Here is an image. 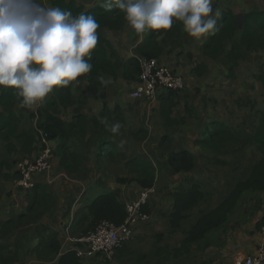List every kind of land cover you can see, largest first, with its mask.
Returning <instances> with one entry per match:
<instances>
[{
  "label": "trees",
  "instance_id": "trees-1",
  "mask_svg": "<svg viewBox=\"0 0 264 264\" xmlns=\"http://www.w3.org/2000/svg\"><path fill=\"white\" fill-rule=\"evenodd\" d=\"M51 7H59L62 10H70L73 15L85 13L93 15L100 27L97 29L98 42L92 50L89 63L92 69L76 81L67 86H54L52 98L44 105L35 110L22 107V97L14 88H0V150L4 154L0 156V196L4 194V183L12 182L20 177L16 169L17 161L22 157H33L39 145L40 132L46 134L47 140L58 139V145L53 152L59 158V165L66 173L75 168L80 159V154L72 150L71 137L84 135L86 133V116L76 109L75 115L70 122L62 120L57 115L59 106L67 108L76 102L83 103L86 96H91L102 102L103 109L99 118H92L93 124L103 132H108L105 123L109 120L116 125L121 121L120 108L115 106L110 109L108 97L104 88V75L115 78L122 67V77L134 82L140 72L139 61L136 56L128 58L125 62L119 58L117 52L106 40L103 29L120 30L125 23V13L113 8L105 11L100 5H94L85 9L83 4H77L76 0H50ZM216 30L213 34L206 35L200 50L204 56L217 59L224 52L225 44L231 41L230 48L225 53L228 74L234 78V68L243 61L249 52L264 49V9H252L243 13L241 27L239 17L232 10H222L216 16ZM182 22L173 21L170 29L151 30L149 35L136 47V55L144 58H157L163 48L158 37L163 33L177 37L182 29ZM241 30L239 38L235 33ZM207 70L203 62L197 63L193 72L201 76ZM263 85L264 78L262 77ZM86 83L85 90H80L76 98L72 97L71 88L74 85ZM159 116L166 127H172L184 122V117L171 118L173 108L178 102V91L167 89L161 92L157 98ZM185 113L191 115L192 107L188 104L184 107ZM36 119L35 124L33 120ZM28 121V124H27ZM103 121V122H102ZM147 130L139 128L133 133L138 140L146 138ZM240 131L225 125L223 122L212 120L204 126L201 137L194 142L213 153L226 154L228 145L238 144L242 141ZM251 138L255 142L260 157L251 166L247 176L237 181L229 194L214 208L201 211L195 223L184 233V237L178 246H157L154 249V257L163 260H178L181 256L191 253L193 245H203L208 234L221 228L228 223L230 216L242 195L246 192L257 193L264 191V108L260 111L257 127H255ZM101 155L106 156L109 161L114 158V142L102 139L100 142ZM170 137L163 135L159 146L170 145ZM241 146V145H240ZM15 157L11 158V155ZM17 156V157H16ZM126 168L130 176L118 177L119 185L136 184L140 191L154 187L156 183V170L152 161L144 155L138 154L126 159ZM197 158L195 154L187 149L179 151L170 150L167 156V166L171 174L188 173L196 168ZM30 189H19L25 192V207L18 213L10 214L0 218V264H16L20 261L21 250L29 249L36 260L41 262H56V264H83L73 249L63 250L58 234L51 232L49 225L43 222L45 216L51 215L56 207V198L47 186L36 182ZM46 186V187H45ZM120 188L104 191L88 201L79 209L72 220L70 229L75 233L86 234L93 230L103 219L120 224L125 216V201L121 199ZM171 210L168 214V230L171 233L181 228L182 221L187 218L188 213L197 207L205 198V192L199 180H192L188 186H180L171 192ZM148 203L142 208L143 212L149 214ZM261 224V223H260ZM259 224V226H260ZM33 229L34 239L38 242L34 247H29L30 236H26L28 230ZM13 232L18 235L13 244L8 242ZM163 234L156 236L157 245L162 241ZM22 244H24L22 246ZM76 246V245H75ZM124 245L117 251H124ZM175 264V263H173Z\"/></svg>",
  "mask_w": 264,
  "mask_h": 264
},
{
  "label": "rangeland",
  "instance_id": "rangeland-1",
  "mask_svg": "<svg viewBox=\"0 0 264 264\" xmlns=\"http://www.w3.org/2000/svg\"><path fill=\"white\" fill-rule=\"evenodd\" d=\"M38 1L43 2L42 0H37V2ZM43 7L47 8L51 7V5L47 2V4H44ZM213 8L214 11L230 9L239 17V15H243V13L252 9H264V0H213ZM187 38L188 37H186V35L180 37L181 41H185ZM225 45L228 47L231 45V41H227ZM226 50L227 48H225V51ZM253 55V53L248 55V59L250 60L249 63L251 61H256L253 58ZM223 57H225L224 53L221 55V58L211 61L209 69L207 68L204 76L200 77L192 72L193 74L190 77L191 80L189 83L190 91L187 99L190 103H198L200 113H198L197 116L195 112V118L197 119L199 117V120L204 123V126L212 120L223 122L225 125L240 131L242 141L247 143L245 145H243V142L228 145L227 150L229 152L226 154L213 153L197 145L198 148L194 151L197 158L196 168L192 172L173 175L167 166V156L170 150L180 148L182 144L177 141L173 142L174 145L170 144L166 147H162V149L158 146V151H156L155 155L151 146H148L150 141L148 128L146 129L147 134L145 139L138 140L133 135V133L139 128H144L143 124H145L146 116L143 115V113L141 114L139 110L134 109L135 107L131 106V110L127 109L125 111V118L120 117V128L115 132L110 130L106 132L107 135L105 139H114L111 140L114 142V158L112 161H109L105 156L104 158L101 157L100 164L103 169H101V171L99 169L98 171L100 172H98V174H101L99 178L100 181H104L101 180L104 178L106 180L105 182L108 181V183L110 182L115 185V183L118 184V177L130 176L125 165L127 161L126 159L129 157L141 154L148 160L152 161V164L155 166L157 181L155 183L154 192L148 200V210L150 216L147 221L140 222L134 227V229L139 227L141 230L148 231L150 234L148 235V238H143L138 241L142 244L139 247L135 245L137 248L132 245L130 246V251L126 250L121 253L116 251L110 259L105 257L82 259L83 264H160V262H158L159 259L155 258L153 255L154 249L157 246L174 247L179 245L180 241L184 237V233L195 223L196 219L199 217V213L217 206L229 194L235 183L247 176L251 166L259 159L260 154L255 147V142L251 138V135L254 132L255 127H257L260 111L264 108V89L261 91L255 90L253 92L258 98V102H256L255 99L253 100L252 95L241 94L238 92L235 86H232V82L234 83L235 81L234 78L230 77L228 72L226 75L222 74L224 66H226V63H222ZM226 77L230 80L229 83H226ZM132 86L133 82L127 83V86L124 88L125 95L130 93ZM260 99H262V101H260ZM256 106H259V108H256ZM193 111L191 112L193 113ZM35 121L36 119H34V123ZM112 126L114 127L115 125L113 124ZM200 128L202 129L203 127ZM151 132L153 133L152 129ZM200 137L201 136L199 135V137L195 138L194 142H196V140ZM101 141L102 139H100V142ZM3 151V149L0 150V156L4 154ZM13 157H15L14 154L11 155V158ZM107 164L108 168L106 167ZM51 169L52 161L50 170ZM105 170H107V173H104ZM86 173L87 171H85V173L80 172L77 177L82 180L86 179L88 176L85 175ZM52 174L53 172L51 173V177ZM192 180H199L201 182L205 192V198L197 207L188 213L187 218L182 221L181 228L177 232L171 233L168 230L169 228L167 223L168 214L172 205L170 197L171 192L180 186H188ZM9 183H14V181ZM68 183L73 182L68 181ZM6 184L7 182L4 183L5 193L0 196V210L2 207H6L10 212L6 215L0 214V218H4L13 214L15 211H18L20 208L16 205L23 204L22 196H20L17 192L13 193V197L11 199L7 198ZM80 187L81 189H79ZM73 188L76 191H74L73 194H70V191H68L69 197L66 198L64 204L70 207L78 196H80L78 202L87 203V201H89L90 196H92L90 190L89 192L87 189L82 191V186L79 184L74 185ZM12 191L13 189H11L9 193L12 194ZM48 191L50 190L48 189ZM139 193L140 189H138L135 184H126L125 189L121 192V199L127 202L135 198ZM257 193L260 194L262 192ZM257 193L246 192L242 195L232 212V214H234L232 217L233 220L235 219L238 223H240L241 221H245L252 217L254 212H256V206L252 204L248 206L246 202H248L251 198L257 197ZM253 201V204H255L256 200ZM7 203L8 205H6ZM55 210L56 207L53 213H56ZM67 212V210H64L62 215L58 214L59 216L52 213L51 215L49 214L43 218V222L49 225L51 232L58 234L63 250L72 248L75 243L68 239L74 235L71 234L73 232L70 229V223L65 218ZM33 233V229L30 228L26 236L34 238ZM217 233L218 230L214 234L217 235ZM158 234H163V239L157 245L156 236ZM17 235V232H13L9 237L8 242L13 244ZM132 238L133 234L131 239ZM128 242H126V244ZM23 245L24 244H22V246ZM197 245L201 246V244ZM203 257L204 255L200 252V248H195L194 251L181 256L176 261L172 260L170 262V260H163L161 264H205L206 262H203ZM16 264H56V262L38 261L29 249H25L24 246V249L21 250L20 261Z\"/></svg>",
  "mask_w": 264,
  "mask_h": 264
},
{
  "label": "crops",
  "instance_id": "crops-1",
  "mask_svg": "<svg viewBox=\"0 0 264 264\" xmlns=\"http://www.w3.org/2000/svg\"><path fill=\"white\" fill-rule=\"evenodd\" d=\"M42 1L43 2L38 1L37 3H41L42 6L44 4H47V2L48 4L50 3V0ZM76 3L83 4L85 9H88L94 5H100L101 0H76ZM215 12L219 14L222 12V10ZM216 16L214 18H216ZM150 31L151 30H146L145 33H137L130 26L128 21L125 20V23L120 30L113 31L104 28L103 34L106 40H108V42L117 52L122 62H125L132 56H136L137 59L144 58L142 56L140 57L136 55V47L140 45L141 42L149 35ZM183 35H186V37H188L185 41H181L180 39V37H182ZM240 35L241 30H238L235 33V38H239ZM205 38L206 36L199 39L191 37L184 30L183 26L180 34L177 37L170 36L168 33H163L158 37V41L163 50L156 59H158L161 65L167 66L182 75L185 80V88L182 91L178 92V102L173 108V112L171 114V118L173 119L184 117V122L182 124H178L172 127L164 126L158 113V101L156 103H148L143 99L137 100L131 98L130 93L125 95L124 88L127 86V83L131 82V80H127L122 77V67L119 69L118 75L115 78L110 75H104L105 82L103 85L107 93L109 108L114 109L115 106H118L120 108L121 118H125V111L127 109L131 110V106L135 107L134 109L139 110L141 114L143 113V115L146 116L145 124H143V126L145 129L148 128L149 130L150 141L148 146H151L155 155L156 151H158V142L163 135H168L170 137L172 145H174L173 142L177 141L182 144L180 148L175 149L176 151L187 149L194 154V151H196L198 148V146L193 143L195 138L199 137V135L201 136V133L204 130V123L199 120V117L197 119L195 118V112L197 116L198 113H200L198 103H190L187 97L190 91V77L193 74L192 72L195 65L197 63L203 62L209 69L210 62L214 60L207 56H204L201 53L200 47L201 44L205 41ZM225 48H227L228 50L230 48V45L228 47H226L225 45ZM227 50H224L223 53L225 54ZM223 53H221L218 58H221V55ZM251 53L254 54L253 58L256 61H251L249 63L250 60L248 59V55ZM251 53L249 52L247 54V57L235 66V81L234 83L232 82V86H235L237 91L241 94L252 95L253 100L255 99L256 102H258V98L253 92L255 90L261 91L262 89H264V85L262 82V77L264 78V49L256 50ZM226 61V57H223L222 63L225 64ZM227 69L228 67L224 66V71H222V74L226 75L228 72ZM204 75L205 72L201 76ZM225 79H227L226 83L230 82L227 77ZM85 85L86 83L84 82L80 85L77 84L72 86V97L76 98L80 90H85ZM52 95V92L49 93L43 101L35 104L32 109L35 110L41 105H44L47 101L51 100ZM260 101H262V99H260ZM186 104L190 106L192 105V111L194 110L190 116L185 113L184 107ZM256 108H259V106H256ZM76 109H79L80 113L86 116V133L84 135H76L70 138V141L73 142L72 150L80 154V156H78L80 162L75 168H71L70 174H68L62 167H60L58 156L53 154L54 157L52 160V169L49 170L48 173H44L43 175H38L36 177V182L46 185L47 189H49L56 198V213L53 214L57 216L58 214L62 215L64 210L68 211L65 218L70 223L69 226H71L72 224L74 214L86 204V202H78L80 196L76 198L75 202H73L70 207L64 204L66 198L69 197L68 191H70V194H73V192L76 191L73 188L74 185H81L82 191H85V189H87L88 192L89 190L91 191L92 196H90L89 201L103 191H110L115 188H120L122 191L125 189L124 185H119L116 183L115 185H113L110 182L108 183V181L105 182L106 180L104 178L101 179L104 181H100L99 179L101 174H98V172L103 169L100 164V158H104L105 156V154L101 155L100 139H105L107 133L96 127L92 122V118H99L100 112L103 109L102 102L88 95L86 96L84 102L81 104L76 102L74 105L67 108L59 106L57 115L62 120L70 122L75 115ZM33 124H35L34 120ZM105 125L107 126L108 130L112 131L113 124L109 122V120L105 123ZM200 127L203 128L201 129ZM151 129L153 130V133L151 132ZM111 140L114 139L111 138ZM58 142V139L49 140L48 143L51 146L53 152L55 151ZM106 167L108 168V164ZM99 169L100 171H98ZM85 171H87L88 173L85 174L88 175L87 178L85 177L86 179L82 180L77 177L79 175L78 173H85ZM50 172H53L52 177ZM104 173H107V170H105ZM68 181L73 183H68ZM5 186L8 199H11L13 197V193L15 192L19 193V195L22 196L23 204L16 205L20 209L18 211H15L13 214L20 212L25 207V192L19 189L16 183L7 182ZM11 189H13L12 194L9 193ZM79 189H81V187ZM253 200H256L255 204H253ZM246 203L248 204V206L251 204L256 206V212H254L250 219L238 223L237 220L232 219V217L234 216V214H232L227 224L219 229L211 231L208 234L206 240H204L203 242V245L198 246L196 244L192 246L191 251H194L195 248H200V252H202L204 255L203 262H206L205 264H234L235 260L256 253L257 246L262 240L260 228L264 222V192L260 194L257 193V197L249 199V201ZM6 205H8V203ZM8 210L9 209H7L6 207H2L0 210V214L6 215L10 212ZM217 230L218 233L216 235L214 233ZM149 234L150 233L148 231L141 230L139 227L135 228L133 231V238L127 244H124V251H130V246L132 245H137V247H139L142 243H139L138 241L143 238H148ZM75 235L79 236L80 233ZM75 235L69 238L77 237ZM37 242V239L30 238L28 245L30 247H34ZM75 245L76 244L74 243V246ZM118 252L121 253V251Z\"/></svg>",
  "mask_w": 264,
  "mask_h": 264
},
{
  "label": "clouds",
  "instance_id": "clouds-1",
  "mask_svg": "<svg viewBox=\"0 0 264 264\" xmlns=\"http://www.w3.org/2000/svg\"><path fill=\"white\" fill-rule=\"evenodd\" d=\"M100 7L122 10L137 33L167 30L178 20L197 39L215 32L218 15L213 0H101ZM99 27L93 15L45 8L37 0H0V88L17 89L21 106L31 108L54 86L89 73L86 58L97 45ZM119 128L117 123L112 131Z\"/></svg>",
  "mask_w": 264,
  "mask_h": 264
},
{
  "label": "built area",
  "instance_id": "built-area-1",
  "mask_svg": "<svg viewBox=\"0 0 264 264\" xmlns=\"http://www.w3.org/2000/svg\"><path fill=\"white\" fill-rule=\"evenodd\" d=\"M140 72L137 80L133 82L130 96L133 99H143L148 103H156L161 92L167 89L182 91L185 80L175 70L161 65L156 58H138ZM46 134L40 132L39 145L33 157H22L16 163L20 177L15 180L18 187L30 189L34 185V176L48 173L51 168L52 148L48 143ZM154 187L142 189L133 199L125 203L126 216L120 224L103 219L93 230L77 237L69 238L77 246L73 249L81 259L105 257L110 259L133 234L134 227L140 222L149 219L150 214L143 212L142 208L148 203ZM262 237L256 253L235 260L234 264H264V222L260 228Z\"/></svg>",
  "mask_w": 264,
  "mask_h": 264
},
{
  "label": "water",
  "instance_id": "water-1",
  "mask_svg": "<svg viewBox=\"0 0 264 264\" xmlns=\"http://www.w3.org/2000/svg\"><path fill=\"white\" fill-rule=\"evenodd\" d=\"M239 19H240V21H239V27H241L242 15H239Z\"/></svg>",
  "mask_w": 264,
  "mask_h": 264
}]
</instances>
